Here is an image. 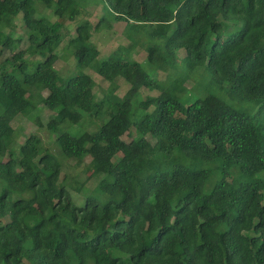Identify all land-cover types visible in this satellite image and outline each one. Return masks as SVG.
<instances>
[{"label": "trees", "instance_id": "obj_1", "mask_svg": "<svg viewBox=\"0 0 264 264\" xmlns=\"http://www.w3.org/2000/svg\"><path fill=\"white\" fill-rule=\"evenodd\" d=\"M92 1L0 0V264H264V179L246 181L264 174V0H106L97 24ZM121 22L131 43L102 56L93 36ZM143 39L149 71L129 59ZM87 69L129 89L99 98ZM40 105L61 158L15 138ZM68 160L99 179L82 203Z\"/></svg>", "mask_w": 264, "mask_h": 264}, {"label": "rangeland", "instance_id": "obj_2", "mask_svg": "<svg viewBox=\"0 0 264 264\" xmlns=\"http://www.w3.org/2000/svg\"><path fill=\"white\" fill-rule=\"evenodd\" d=\"M93 8L92 12L93 15L91 17V21L94 24H97L101 17L103 16V11L108 14V4L106 0H93ZM57 7V2L54 3V8ZM41 9H43V6H40ZM103 10V11H102ZM43 11V10H42ZM47 13L48 16H50L52 19L56 18L55 15L52 13V11H47L44 10L43 13ZM40 17L41 14H38ZM15 24L17 26L16 31L13 32L14 37H18L22 35L23 37L26 36L25 32V25L24 21L22 18V15H18V17L15 20ZM66 25L69 27L70 32L72 35H76V27L77 24L76 22H72L71 20L66 21ZM126 23L121 22V23H116L113 24L112 29H106L101 32L95 33L93 36V42L98 46L99 50L102 53V56H109L112 54L116 49H118L120 46H128L131 42L130 40L126 37L124 30H125ZM10 33V31H9ZM67 41L64 42L61 47L58 49V54L61 56L63 54V47L67 45ZM148 41L146 39H143L140 45L138 46L137 50H135L134 55L130 54L129 59L130 60H136L141 62L147 70L149 69V62L147 59V51H146V46H147ZM25 45V44H24ZM23 45V46H24ZM9 54V53H7ZM184 57L183 52L179 53L177 56V60L179 63H181L182 59ZM2 60V59H0ZM56 68L59 71V74L63 77H68L70 75H75L76 72H78L77 68V60L75 59L74 56L69 55L67 58H62L60 59L57 64ZM149 71V70H148ZM87 74H90L93 79L96 81L97 86L95 87V92L98 95L99 98H102L104 96V93L109 91V92H114L120 97H123L127 90L129 89V84L125 82L123 79H117L114 82L105 80L101 75L96 73L95 71L91 69L85 70ZM165 74L160 73L159 79L163 80L165 79ZM191 93V92H190ZM47 94V92H45ZM157 93L155 92H150L149 90L144 89L143 90V95L148 96V95H155ZM193 95V94H191ZM52 115V112L44 107L43 105H40V110H39V116L41 117V124L42 126L38 125L37 122L33 121L32 119H22L20 120L17 125H16V130H15V138L18 142L23 143L26 140V137L29 136L32 133H36L40 135L44 141V144L50 148V150L59 158L62 157V151L60 150L57 142H56V135L47 128V123L49 121L50 116ZM91 117L86 116L78 125V127H82L86 130L93 131L95 130V125L91 124ZM73 132H78L77 127L74 126L70 128ZM135 135V134H133ZM132 135V137H133ZM126 140L130 141L131 137L126 136ZM220 164H218L219 166ZM236 168V167H235ZM238 169V168H236ZM64 172L65 174L69 175L70 177L80 179L82 182H87L85 185L82 187L81 192L77 194L76 191H72V195L75 197V200L77 203H82L87 196H89L92 191L96 188V186L99 183V179H91L88 181H85L88 176L92 173V168L87 165V163L83 164L80 167H75L74 166V161H66L65 166H64ZM232 173V171H231ZM218 178L217 175L214 176V181H216ZM257 178H263L264 179V174L257 175L254 178L247 177L246 181H252ZM213 184V183H212ZM212 184L208 187L209 189L212 187ZM2 191V189H0ZM76 192V193H75ZM19 197L22 198H28L31 194V192L28 189H23L19 193H16ZM73 256V261L74 264H77V258L75 257L74 254Z\"/></svg>", "mask_w": 264, "mask_h": 264}]
</instances>
